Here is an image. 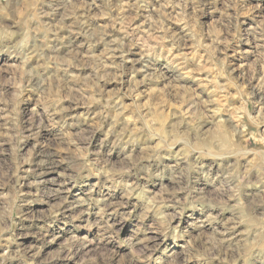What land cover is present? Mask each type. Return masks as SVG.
<instances>
[{
	"label": "clouds",
	"instance_id": "obj_1",
	"mask_svg": "<svg viewBox=\"0 0 264 264\" xmlns=\"http://www.w3.org/2000/svg\"><path fill=\"white\" fill-rule=\"evenodd\" d=\"M0 264H264V0H0Z\"/></svg>",
	"mask_w": 264,
	"mask_h": 264
}]
</instances>
